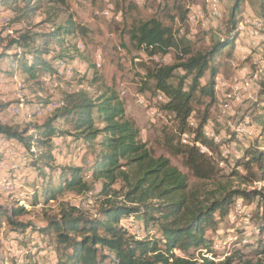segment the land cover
I'll list each match as a JSON object with an SVG mask.
<instances>
[{"label": "rangeland", "instance_id": "374dc122", "mask_svg": "<svg viewBox=\"0 0 264 264\" xmlns=\"http://www.w3.org/2000/svg\"><path fill=\"white\" fill-rule=\"evenodd\" d=\"M2 1V37H16L25 29L33 33L48 34L57 27L64 26L69 18L88 31L87 35L75 32L66 38L65 47L69 49L70 57L54 60L53 54L57 53L59 46L55 42L49 45L50 50L55 52L45 54L44 60L53 65L57 74H43L38 82L28 81L17 68H13L12 73L8 72L9 64L0 63V102L8 105L0 113V119L7 125L32 134L34 127L51 118L55 107L68 95L85 91L96 98L107 89H113L125 102L126 116L136 123L139 138L146 143L150 155L153 158L169 159L172 166L187 176L185 196L188 202L206 198L213 200L220 197L224 190L259 192L264 195V180L252 178L251 175L248 177L249 181L243 179L247 174L241 165L246 152L252 147L264 148V136L261 133L264 123V27L259 22L264 17L256 0H245L238 17V29L241 24L246 28L251 34L248 37L250 43L243 42L238 36L235 44L225 50L220 60V74L216 79L218 89L215 88L213 106L203 127L204 137L211 141L209 148L196 144L200 152L212 161L216 170L210 179L193 175L183 165L182 158L171 155L162 143L165 138L163 129L174 131L176 124L172 115L162 108L163 103L159 101L162 96L158 100L151 94V86L147 88L145 85L146 72L143 65L152 62L171 65L175 61L176 52L171 51L165 57H151L138 49L131 39L130 30L137 22L156 18L170 27L175 38L183 41L181 43L192 51L208 49L228 34V20L235 0H221L222 16L217 19L208 14L204 0H67L65 5L55 0ZM197 7H201L204 13L194 23L188 17H180V12L188 10L189 15ZM107 10L110 12L108 16L105 15ZM251 13L254 14L252 19L249 16ZM19 17L22 19L16 22ZM262 23L264 25V21ZM43 38L41 37L42 42L45 41ZM1 51L0 47V53ZM208 77L209 72L204 83ZM246 83L250 87L245 86ZM226 104L228 108H224ZM197 124L198 120L193 116L191 125L196 127ZM57 126L62 131L71 130L62 123H57ZM206 134L213 135L217 141L211 140ZM182 140L183 143L194 144L190 136H184ZM52 144L51 152L55 161L53 167L70 165L83 168L85 175L90 174L89 166L98 150L88 148L82 140H76L72 135L54 137ZM19 146L0 138V185L2 180H8L11 185L8 190L0 188V205L11 208L24 200L30 206V212L22 216L20 221L32 223L39 228L44 227L49 218L58 216L62 205L76 206L89 216L99 212L101 203L105 200L101 194V183H94L87 176L84 180L91 185L90 192L77 194L64 188L57 193L55 200L45 202V188L55 189L58 183L55 172L52 173L47 168L45 175L40 176L32 165V156L17 149ZM125 171L132 181L135 166L126 168ZM126 183L120 179L114 186V189L121 191L118 201H123V195L127 192ZM245 204L251 207L252 225L256 229L251 242L245 246L226 245L217 251L212 247L218 260L240 249L244 260H260L264 263V254H260L259 249L254 250L260 241L264 242V224L260 226L264 218V201L261 202L260 197H253L251 201L246 200ZM122 224L131 233L134 230L140 231L141 238L148 234L157 236L155 228L146 231L136 216L133 222L123 219ZM230 227L227 216L219 226L223 241L228 238L229 234L225 232L229 233ZM56 251L54 235L42 234L32 229L17 234L10 230L5 220L2 221L0 264H57ZM199 254L201 253L195 254V258ZM105 264L111 263L107 261Z\"/></svg>", "mask_w": 264, "mask_h": 264}, {"label": "trees", "instance_id": "16d2710c", "mask_svg": "<svg viewBox=\"0 0 264 264\" xmlns=\"http://www.w3.org/2000/svg\"><path fill=\"white\" fill-rule=\"evenodd\" d=\"M55 1L62 5L67 2ZM244 2L235 0L226 37L204 50L192 51L175 38L170 27L156 18L137 22L130 30L138 49L151 57H165L171 51L176 52L171 65L144 64V80L147 88L151 86V94L157 99L162 96V100H158L176 124L174 131L163 129L165 138L162 143L171 155L180 156L183 165L201 179H210L216 173L212 161L196 144L209 148L210 140L204 137L203 127L215 99L220 60L239 36L238 17ZM256 3L264 17V0H256ZM188 13V10L180 12V17H189ZM21 19L19 17L16 22ZM75 32L88 34L85 27L69 18L64 26L48 34L33 33L29 29L22 30L16 37H2L0 34V63L9 64L8 72L17 68L28 81L38 82L43 74H57L53 65L44 60L45 54L55 52L49 45L55 42L59 46L57 53L53 54L54 60L70 57L65 41ZM12 51L15 53L10 54ZM208 72L209 77L204 83ZM262 85L264 96V80ZM62 103V106L55 107L51 118L34 127L32 134L20 132L0 119V138L20 145L23 152L32 156V165L40 176L45 175L47 168L55 172L58 183L55 189L45 188V202L55 200L57 193L64 188L77 194L90 192L92 187L84 180L85 176L92 178L94 183L100 182L105 200L99 212L89 216L76 206L61 204L58 216L49 218L46 225L39 228L20 221L30 211L18 204L11 208L0 205V225L5 220L10 230L17 234L32 229L54 235L57 264H105L107 261L111 264H264L260 260H244L240 249L220 260L212 250L219 226L225 222L234 202L239 197L244 202L260 197L263 202L262 193L224 190L213 200L188 202L185 196L187 176L172 166L169 159L150 155L146 143L139 138L136 123L126 116L125 102L116 91L107 89L96 98L79 91L68 95ZM7 107L0 102V113ZM193 116L198 120L196 127L191 125ZM57 123L67 125L71 130L62 131ZM261 133L264 136V123ZM66 135H72L88 148L99 151L89 166V175H85L83 168L70 165L53 167L52 139ZM184 136L192 137L194 144L183 143ZM241 165L247 174L243 179L249 181L251 175L264 180V148L252 147ZM132 166L136 171L130 181L125 169ZM120 179L128 183L123 201H118L121 191L114 189ZM134 216L143 223L146 231L155 228L157 236L148 234L138 239L125 229L122 220L129 221ZM263 224L264 218L260 226ZM258 249L264 254V242L260 241L254 250ZM197 253L201 254L195 258Z\"/></svg>", "mask_w": 264, "mask_h": 264}, {"label": "bare ground", "instance_id": "6f19581e", "mask_svg": "<svg viewBox=\"0 0 264 264\" xmlns=\"http://www.w3.org/2000/svg\"><path fill=\"white\" fill-rule=\"evenodd\" d=\"M1 2H3V1L0 0V4H1ZM221 2H222L221 0H204L208 14L211 17H213L214 19L220 18L222 16V10H221V4L222 3ZM203 13H204V10L201 7H197L195 9H193V11H191V13L189 14V18H190L189 21L194 23L196 18L203 16ZM263 21L261 19H259L261 27L262 26L264 27V25L262 23ZM251 27H253V25ZM242 28L244 29V32H248V31H246V28H244L243 25L241 24L239 29H238L240 39H241V29ZM245 86L250 87V84L246 83ZM216 88L218 89V87H216ZM61 104H63V103H61ZM61 104H58L57 106H61ZM224 108H228V105L226 104ZM206 135H207V137L212 138L214 141H217L216 137H214L213 135H211V136L209 134H206ZM33 151H35V150H33ZM10 186L11 185L8 182V180H2L1 181L0 188H2V189L5 188L8 190ZM18 205L20 207H22V209L24 208L25 210L28 211L29 206L26 204V202L24 200L19 201ZM236 205H237V209H235ZM247 207H249V206H247L242 199H238L234 202V204L231 206L229 214H228V220H229V223L231 224V227L229 229V233H228V231L225 232V234H229L227 236L228 238L225 241H223L224 239L221 236L222 231H217V234L215 236V240H214V243L212 246L214 248V250L217 251V250H219V248H224L226 245H232V244L238 245V246H241V245L245 246L251 242L252 235H253L254 231H256V229L252 225V214H248V209H244ZM250 209H251V207H250ZM129 221L133 222L134 219H130ZM24 254H26V252Z\"/></svg>", "mask_w": 264, "mask_h": 264}, {"label": "built area", "instance_id": "2783aa9c", "mask_svg": "<svg viewBox=\"0 0 264 264\" xmlns=\"http://www.w3.org/2000/svg\"><path fill=\"white\" fill-rule=\"evenodd\" d=\"M109 14H110V12L108 10L105 11V15L108 16ZM189 20H190V18H189ZM248 37H251V34L249 32H244V29L242 28L241 29V38H248ZM260 41H259V43H260ZM222 86H224V84ZM17 149L21 150L22 148H21V146H19V148H17ZM235 209H237V205H236ZM244 209H248V214H252V210L250 209V207H247V208H244ZM134 231L135 232H132V233L139 239L140 238V231H137V230H134ZM219 249L222 250L223 248H219ZM225 257H227V256H225Z\"/></svg>", "mask_w": 264, "mask_h": 264}, {"label": "crops", "instance_id": "0c3cea01", "mask_svg": "<svg viewBox=\"0 0 264 264\" xmlns=\"http://www.w3.org/2000/svg\"><path fill=\"white\" fill-rule=\"evenodd\" d=\"M247 16H248V15H247ZM249 16H250L251 19L254 18V14H252V13L249 14ZM243 39H244V38H241V40H242L243 42L248 43V44L250 43V39H248V38H246V39H244V40H243ZM229 97H230V96H229Z\"/></svg>", "mask_w": 264, "mask_h": 264}]
</instances>
